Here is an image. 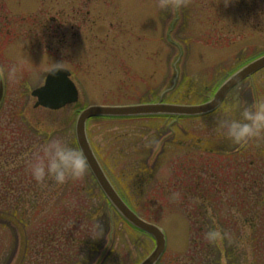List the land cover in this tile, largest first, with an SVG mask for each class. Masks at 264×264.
Wrapping results in <instances>:
<instances>
[{"label":"rangeland","instance_id":"374dc122","mask_svg":"<svg viewBox=\"0 0 264 264\" xmlns=\"http://www.w3.org/2000/svg\"><path fill=\"white\" fill-rule=\"evenodd\" d=\"M158 2L0 0V72L5 84L0 104V209L8 207V188L15 191L10 190V195H24L34 182L27 164L42 144L26 121L34 120L32 128L37 125L52 139L73 146L78 115L90 105L129 106L152 101L204 104L230 75L264 54V32L242 17L247 3L255 2L264 9V0H184L177 10L161 9ZM13 68L16 73L10 78ZM56 68L72 72L80 94L78 103L55 112L34 108L32 90L42 86L46 74ZM260 98H264V69L232 90L216 112L225 104L237 103L240 109L234 117L240 118L243 108ZM21 113L27 119L21 118ZM215 119L214 112L186 118H96L87 123L89 140L120 194L164 232L167 250L159 264H223L220 252L210 251L214 244L198 231L202 221L194 219L196 223L191 226L187 219L185 206L197 218L201 202L209 205V214L215 218V210H228L224 218L231 223L225 226L229 245L226 247L223 239L218 245L228 249L232 264L235 258L237 264H264V226L253 231L242 227L254 216V199L246 198L240 210L237 194L249 185L239 175L251 179L264 174V161L252 168L246 166L249 159H254L249 151H241L234 159L202 153L211 145L220 151L239 145L228 139L221 143L213 129ZM207 140L215 142L208 144ZM31 144H35L34 151L29 149ZM164 149L169 153L164 155ZM162 164L167 166L161 169ZM90 175L88 171L69 190V198L58 213L70 216L57 215L59 222L72 223L75 208L83 198H87L84 204L99 205L94 192L97 184ZM89 176L92 195H81L76 202L81 184L90 190ZM9 181L12 183L7 184ZM37 188L41 193L50 189L47 182ZM192 191L204 200H194ZM175 193L179 196L174 197ZM39 195L38 204L42 206L45 198ZM21 203V208L29 211V228V223L36 221L34 212L30 204ZM110 221L108 215L103 217L102 234L96 238L101 243L100 264H140L153 252L155 241L151 236L132 228L118 213L113 212ZM44 223L49 225L46 220ZM255 224H259L257 219ZM19 227L0 222V257L4 260L0 264L16 261L24 241ZM32 231L35 233L36 228ZM97 261L98 255L88 258V264Z\"/></svg>","mask_w":264,"mask_h":264},{"label":"trees","instance_id":"16d2710c","mask_svg":"<svg viewBox=\"0 0 264 264\" xmlns=\"http://www.w3.org/2000/svg\"><path fill=\"white\" fill-rule=\"evenodd\" d=\"M230 2L237 3L239 0H229ZM242 17L244 18V22L251 25L255 29H259L260 31L264 32V9L261 8V6H258L255 4V2H249L245 5L244 9H242ZM21 118H26L25 113L20 114ZM29 120V119H28ZM26 121V120H25ZM30 121V122H29ZM26 121V124L29 128H31L34 132V134L41 140V144L45 143L47 140L52 139L50 137V134H48V131L45 129H42L41 127H36L35 129L31 127V125L35 124L34 120ZM225 138H220L219 140L224 142ZM230 141V140H228ZM215 141H209L207 140V143H212ZM231 142V141H230ZM226 143V142H224ZM250 142L248 144H239L237 147L235 146L233 149L230 150H219L217 148H213L212 145L210 148H206L202 151V153L214 157V158H220L230 156V158L234 159L237 157L241 151L247 152L249 151L250 154L253 155L254 159H249L247 167L255 168L259 166V164L264 161V145H261L262 143H254ZM175 147H180L179 143L173 144ZM215 145V144H214ZM73 146L77 147L76 142H74ZM219 146V145H217ZM224 148V146H221ZM228 148V147H227ZM242 148V149H241ZM30 150H35V144H31L29 147ZM165 154L169 153V150L166 151L164 149ZM260 161V162H259ZM264 163V162H263ZM163 165V166H162ZM161 169L165 168L167 165L162 164ZM239 175L240 180L244 181L243 183H249L247 187L244 188V191H242V194L237 193L239 196V202L240 210H243V204L245 203V199L250 197L254 199V206L251 208L253 211V218L252 219H246L244 222V225L242 227H249L252 231L254 229L259 230L261 229V226H264V192L262 190L263 183H264V174L262 173L260 176H256L255 178H245L244 174ZM91 176V175H90ZM90 178L89 187L83 189L82 184L79 186L77 193L78 198L74 199L76 202L79 199V196H90L92 195V178ZM33 179V178H32ZM49 184L50 189L48 191H44L43 193L38 192V188L40 185L46 183ZM76 181H73L69 179V181L65 182L63 185L57 184L54 180L47 179V181L37 183L35 180L32 184H30L29 188L27 189L26 193L18 194L16 195L13 193V195H10V190L14 191L13 189L8 188V192L6 193V200L8 203V207L1 208L0 209V222H7V223H14L17 224V226L20 225L19 230L21 233L24 234V241L21 245V251L18 254V257L14 264H88V258H92V255H98L102 252L100 246L101 243L96 240V233L95 228L97 225H102L103 223L101 220L105 216H109V224H110V216L114 212L113 208L110 206L102 192L99 190L97 185L94 186V192H96L97 199L99 197V205H92V202H88L84 204L85 201H87V198L81 199V201L78 202L75 213L73 215L72 223H62L59 222L56 218L57 215H62L68 217L70 214L66 212H60L58 213L59 207L62 206L63 203L66 202L69 198V190L74 189L76 187ZM12 183V181L8 182L7 184ZM234 184V183H233ZM172 184L170 183L169 186ZM189 183L188 181L185 183V187H188ZM66 186L65 191H63V187ZM33 187V188H32ZM37 188V189H36ZM258 189L259 191L255 192V189ZM81 189V190H80ZM41 191V190H40ZM15 192V191H14ZM236 192V191H235ZM253 192V194H250ZM196 191H192V198L194 200L198 199L203 201L204 196H201L200 194H195ZM39 194H42L45 198L42 206L39 205L38 201ZM208 194L206 195V197ZM96 200V198H94ZM73 200V199H72ZM25 204H30L32 211L34 212V218L36 221L33 224L29 223V228L27 226L28 223V210L21 208V202ZM92 201V200H90ZM237 203V202H236ZM232 203V204H236ZM188 205V204H185ZM192 205V204H191ZM200 205V204H197ZM203 206V207H202ZM209 206V205H208ZM207 204L200 205V213L199 216L196 218V215L191 212L188 206H185L186 210V216L188 221L191 223V226H194L196 221L194 222V219L201 220L202 225L198 228L199 233L205 234L210 229H220L222 233H227V237L223 239V242L226 241V245L229 241L230 234L228 233V229L225 228L226 225H231L228 219L224 218V214L227 213L228 210L222 209L219 211L215 210L217 212V218L214 217V214H209ZM196 207V206H195ZM175 208V207H174ZM255 208L256 211H255ZM45 213L42 215L43 211ZM138 212L137 210H135ZM104 215V216H103ZM198 215V213H197ZM259 221V224H255L256 219ZM70 218H67L69 220ZM25 220V222H24ZM44 220H46V223H49V225L44 223ZM54 220H56L54 222ZM100 220V222L98 221ZM108 221V220H107ZM24 222V223H23ZM56 224H51V223ZM58 222V223H57ZM88 222V225L86 223ZM101 223V224H99ZM25 224V230H23ZM31 224V226H30ZM106 225V224H105ZM39 226V228H38ZM36 228V232L34 233L32 229ZM236 227V226H235ZM222 228V229H221ZM100 230L102 228L100 227ZM239 233V230H237ZM33 236H32V234ZM259 236V233H258ZM228 239V240H227ZM31 244V245H30ZM220 246L217 243H214V248L210 249V251H215L216 253L220 254L224 251V248H219ZM231 255V254H230ZM236 259V258H235ZM235 259L233 260V264H237L235 262ZM1 262L4 261L0 257ZM11 261V260H10ZM101 260L97 261L95 264H100ZM8 264V263H7ZM10 264V262H9Z\"/></svg>","mask_w":264,"mask_h":264},{"label":"water","instance_id":"95a60500","mask_svg":"<svg viewBox=\"0 0 264 264\" xmlns=\"http://www.w3.org/2000/svg\"><path fill=\"white\" fill-rule=\"evenodd\" d=\"M264 69V56L250 62L232 75L217 91L209 102L198 106H180L170 104H145L127 107L91 106L83 110L76 122V141L90 162V171L101 191L115 211L134 228L151 235L155 240V249L141 264H158L166 251V237L163 231L141 219L122 199L104 169L102 168L88 136L87 123L96 117H198L215 112L227 95L239 84ZM170 90H167L168 93ZM166 95V94H164ZM163 95V96H164ZM4 96V83L0 79V104ZM32 96L37 99L35 108H45L51 111L61 110L79 101V93L71 79V73L62 68L52 70L44 86L35 89ZM215 110V111H214Z\"/></svg>","mask_w":264,"mask_h":264},{"label":"clouds","instance_id":"9594fccd","mask_svg":"<svg viewBox=\"0 0 264 264\" xmlns=\"http://www.w3.org/2000/svg\"><path fill=\"white\" fill-rule=\"evenodd\" d=\"M184 5V0H159L161 9L172 8L177 10ZM16 69L9 71V77L15 76ZM240 109L237 103L225 104L220 112L215 110L214 130L221 138L228 139L236 144H248L250 142H264V98L258 99L252 106L245 107L240 112V118H235L234 113ZM90 162L84 151L72 146L61 139H49L43 143L39 152L34 155L27 164L31 177L41 183L47 179L54 180L63 185L69 179L81 180L89 171ZM178 197L179 194H173ZM96 238L102 231L100 226L95 228ZM216 229H210L205 233V240L209 243H217L227 237Z\"/></svg>","mask_w":264,"mask_h":264},{"label":"flooded vegetation","instance_id":"af4514ba","mask_svg":"<svg viewBox=\"0 0 264 264\" xmlns=\"http://www.w3.org/2000/svg\"><path fill=\"white\" fill-rule=\"evenodd\" d=\"M226 247H228V246L226 245ZM220 255L223 258L222 259V263L223 264H232V261H231L232 260V255H230L228 249H227V251H225V247H224V251ZM229 257L231 258V260H229Z\"/></svg>","mask_w":264,"mask_h":264}]
</instances>
